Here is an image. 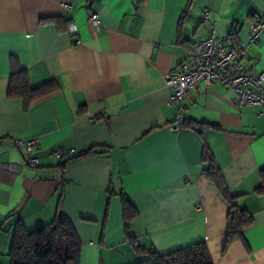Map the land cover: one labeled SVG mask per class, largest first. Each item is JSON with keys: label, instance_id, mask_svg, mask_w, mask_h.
<instances>
[{"label": "crops", "instance_id": "0c3cea01", "mask_svg": "<svg viewBox=\"0 0 264 264\" xmlns=\"http://www.w3.org/2000/svg\"><path fill=\"white\" fill-rule=\"evenodd\" d=\"M205 9L236 43L264 0H0V162L20 170L0 168V264H11L17 220L34 231L55 216L75 230L80 264H136L147 257L136 245L166 253L201 241L213 264H264V107H239L234 90L199 82L183 127H168L176 107L163 76L207 37ZM13 61L31 86L53 88L26 107L8 98ZM244 62L264 75V34ZM32 138L37 167L10 149ZM204 144L252 219L225 250L228 205L203 173ZM123 199L135 212L127 229Z\"/></svg>", "mask_w": 264, "mask_h": 264}, {"label": "trees", "instance_id": "16d2710c", "mask_svg": "<svg viewBox=\"0 0 264 264\" xmlns=\"http://www.w3.org/2000/svg\"><path fill=\"white\" fill-rule=\"evenodd\" d=\"M53 88V83L31 86L27 72L13 61L7 87L8 98H20L24 105L28 101ZM91 151L89 148L86 152ZM202 160L207 162L203 173L214 184L228 205L227 235L224 250L233 240L240 239L243 229L251 224L250 215L240 209L235 197L230 194L220 170L214 163L208 147L204 144ZM257 193H264V169L261 170V184ZM133 207L123 199L124 225L128 228L134 215ZM138 252L145 253L146 259L136 264H213L203 241L166 253L146 250L134 246ZM11 264H80L81 243L68 219L55 216L42 227L28 231L20 220L15 222L11 232L9 252Z\"/></svg>", "mask_w": 264, "mask_h": 264}, {"label": "built area", "instance_id": "2783aa9c", "mask_svg": "<svg viewBox=\"0 0 264 264\" xmlns=\"http://www.w3.org/2000/svg\"><path fill=\"white\" fill-rule=\"evenodd\" d=\"M61 7L67 12L71 8L67 3H62ZM203 17L209 20L207 37L190 48L189 60L163 76L165 86L171 88L166 103L176 107L174 119L168 126L171 131H179L183 127L184 102L191 97L199 82L208 85L212 81H218L234 90L239 107H264V75L255 72L244 62L249 48L257 44L264 34V11L253 15L245 38L236 43H231L227 36L217 32L216 22L210 19L209 9L203 11ZM90 19L93 23H98L96 13H92ZM76 43L79 44L80 39H77ZM39 147L38 138L25 141L15 139L10 149L24 148L28 154L27 165L37 167L39 159L35 151ZM67 153V150L61 149L50 151L51 155L60 160L64 159ZM0 168L13 173L20 171L18 165L12 162H0ZM196 208H199V205H196Z\"/></svg>", "mask_w": 264, "mask_h": 264}, {"label": "water", "instance_id": "95a60500", "mask_svg": "<svg viewBox=\"0 0 264 264\" xmlns=\"http://www.w3.org/2000/svg\"><path fill=\"white\" fill-rule=\"evenodd\" d=\"M199 131V129H197Z\"/></svg>", "mask_w": 264, "mask_h": 264}]
</instances>
